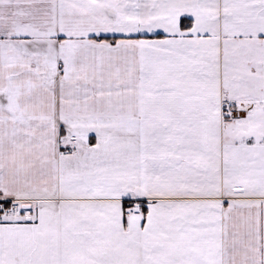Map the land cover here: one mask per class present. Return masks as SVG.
<instances>
[{
	"label": "snow or ice",
	"instance_id": "obj_1",
	"mask_svg": "<svg viewBox=\"0 0 264 264\" xmlns=\"http://www.w3.org/2000/svg\"><path fill=\"white\" fill-rule=\"evenodd\" d=\"M0 264H264V0H0Z\"/></svg>",
	"mask_w": 264,
	"mask_h": 264
}]
</instances>
